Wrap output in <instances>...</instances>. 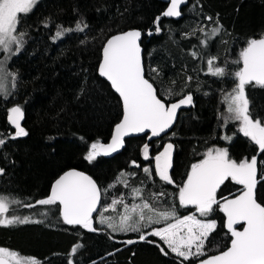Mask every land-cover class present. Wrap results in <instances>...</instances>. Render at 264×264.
<instances>
[{
  "label": "trees",
  "instance_id": "1",
  "mask_svg": "<svg viewBox=\"0 0 264 264\" xmlns=\"http://www.w3.org/2000/svg\"><path fill=\"white\" fill-rule=\"evenodd\" d=\"M165 7L159 0H38L29 13L19 14L17 31L25 33L24 43L8 66L14 89L8 99L0 98V139L5 140L0 145V195L20 201L12 206L16 215L32 214V220L40 222L0 226V247L36 264H196L227 249L231 238L218 208L206 217L217 227L205 241V255L183 261L158 237L139 240L138 234L113 235L95 224L96 231L68 226L57 204L36 203L49 197L57 177L76 169L96 182L104 208L109 207L111 196L129 197L133 188H139L154 207L174 208L182 218L194 214V208L180 205L179 187L207 151L227 149L237 162L256 155L258 146L239 133L237 123L229 122L225 129L233 134L229 141L222 135V125L224 96L234 88V73L242 65L236 63L239 54L249 40L264 37V0H188L177 20L161 16ZM157 17L159 32L154 24ZM81 21L88 25L84 31L55 37L58 26L75 29ZM214 28L219 31L206 37ZM132 29L141 32L145 77L157 95L171 104L190 94L192 105L180 112L168 135L150 142L145 136L129 138L116 156L88 161L90 144H105L122 116L120 100L97 74L101 49L109 37ZM210 57L225 69L223 77L207 73ZM245 92L250 115L264 123V87L249 84ZM13 106L24 112L27 136L12 138L15 133L7 115ZM169 143L174 146L170 169L174 186L160 182L152 159L142 156L145 144L152 157ZM145 167L152 170L151 176L143 171ZM262 172L264 152L258 158L256 190L257 201L264 203ZM121 174H132L128 187L117 182ZM241 189L228 180L218 189L217 198L233 197ZM160 192L164 195H153ZM28 204L35 207L23 206ZM76 245L81 247L73 254Z\"/></svg>",
  "mask_w": 264,
  "mask_h": 264
},
{
  "label": "snow or ice",
  "instance_id": "2",
  "mask_svg": "<svg viewBox=\"0 0 264 264\" xmlns=\"http://www.w3.org/2000/svg\"><path fill=\"white\" fill-rule=\"evenodd\" d=\"M37 0H0V50L5 53L18 54L23 47V31L18 32L20 23L19 14L29 13ZM187 0H169V6L162 13L165 17H180L181 6ZM211 19V17H209ZM160 17L154 21L156 31H160ZM88 25L83 21L76 24L75 29L60 28L55 32V37L60 38L65 33L72 31H84ZM203 29H201L202 31ZM219 29L214 28V35ZM152 33L149 32V35ZM141 32L131 30L109 38L103 47L102 63L99 65V73L111 82L112 87L122 98L123 118L115 127L111 142L108 144L99 141L91 143L85 156L88 161H93L97 156L109 155L123 146L124 137L132 133L149 132L151 137L160 136L174 123L177 110L181 106L192 105V96H183L179 101L166 104L157 95L153 84L145 78L141 57L139 40ZM205 46L207 42L205 41ZM15 46V47H13ZM193 55H196L193 52ZM236 63H242V67L234 73L236 84L234 88L224 96L227 105L226 120L240 122V131L245 137L250 138L260 152H264V123L260 119H253L249 112V100L245 92V86L255 84L264 87V38H254L247 42V46L240 52ZM207 73L223 77L225 69L216 65V58L210 57L206 61ZM155 71V70H154ZM9 77L14 80V74L8 72L4 61L0 60V95L7 96ZM191 79V77H189ZM24 113L19 106L11 108L9 116L11 124L15 127V137L27 136L28 132L21 126L20 121ZM229 139V137H225ZM5 143L0 139V145ZM173 144H167L163 151L154 157L150 156L149 146H143L144 159H154L155 173L161 181L167 184L174 183L170 175ZM135 164V162H133ZM139 167V165H135ZM258 160L255 156L244 158L237 162L229 157L227 149H212L205 153V158L191 166L186 182L179 187L178 200L183 207H192L199 217H208L216 208L226 216L228 232L231 234L230 246L217 255L201 260L200 264H264V203L256 198L258 182ZM149 176L152 170L143 169ZM3 169H0V175ZM122 177L124 174H121ZM260 179L264 180V172ZM234 181L242 186V190L234 198H217L218 189L226 181ZM121 183L128 187L127 181L121 179ZM134 197L141 199V204L133 205L130 209L123 199L112 202L113 210L118 204L125 208V214L119 217L118 222L101 217L100 222L106 223L113 232H141V226L147 221L148 225L165 224L162 228L154 229L147 235L157 236L167 248L175 253L183 261L192 257L205 255L204 244L207 237L216 229L214 221H206L195 214L179 218L175 209L157 210L148 200H145L142 189L133 188ZM163 196L164 193L153 194ZM101 189L87 175L70 170L60 176L54 183L51 194L46 199L36 203L39 205H62V218L68 225H79L89 231H96L93 227V213L100 204ZM20 201L9 199L0 195V226H12L16 224L39 223L27 216L16 215L13 204ZM35 207V205H23ZM10 209L12 215H9ZM108 209L105 208V211ZM145 210L153 215H146ZM135 216V218H134ZM169 220L174 222L168 223ZM244 225L238 230L236 225ZM141 239H146L141 235ZM128 240L126 243H134ZM81 245H76L71 252L76 253ZM164 252V249L161 248ZM168 255V252H164ZM0 264H36V261L28 257H20L14 251L0 247Z\"/></svg>",
  "mask_w": 264,
  "mask_h": 264
},
{
  "label": "rangeland",
  "instance_id": "3",
  "mask_svg": "<svg viewBox=\"0 0 264 264\" xmlns=\"http://www.w3.org/2000/svg\"><path fill=\"white\" fill-rule=\"evenodd\" d=\"M37 1H38V0H37ZM13 47H15V46H13ZM19 52H20V50H19ZM18 54H19V53H18ZM18 54L5 53L4 51L0 50V60H3V61H4V66H5V68H6V70H7L8 72H9L8 66H9L10 62H11L12 59L15 58ZM13 89H14V80H13L12 77H9V81H8V93H9V94H7L6 97H5L4 95H0V98L8 99V98L11 96V94H12V92H13ZM225 111H226V115L224 116V122H223V125H222V129H223L224 132H223L222 135H223L224 138H225V137H229V139H225V140L229 141V140L231 139V137L233 136L232 133H231V135H228V134L225 132V129H226L227 125L229 124V122H230V123H237V125H236L237 130L239 131V133H241V134H243V133L240 131V122H239V121H235V120H226V117L229 115V114L227 113V105H226V104H225ZM149 150H150V148H149ZM142 156H143V152H142ZM152 157H154V156H152ZM143 159H144V157H143ZM144 160H146V159H144ZM147 160H149V159H147ZM152 161H153V162H152V165L154 166V167H153V170H154V172H155V163H154V159H152ZM148 168H149V167H148ZM131 176H132V174H131L130 176L124 175L123 177L121 176L119 180H120V181H121V179L126 180L128 186H129V180H130L129 178H130ZM156 176H157V175H156ZM157 177H158V176H157ZM158 179H159V177H158ZM159 180H160V179H159ZM120 181H117V182L120 183L122 186H124V184L121 183ZM160 182L165 183L164 181H161V180H160ZM124 187H125V186H124ZM142 194H143V193H142ZM143 197H144V199L146 200L144 194H143ZM121 198H122L123 201L129 206V213H128V214H132V213L130 212V209H131V207H132L133 205L141 204V203L143 202L141 199L134 197L133 193H131V195H129V197L127 196V194H125V195L121 194V195H119V196H117V197H113V196H111V197H110V200H109V207L107 208L108 210L105 211L104 206H101V208H100L98 214L96 215V217H95L94 220H93V226H94V224H95L99 229L107 230V231L111 232L113 235L138 234V235H139V240H143V239H141V235H142V234L145 235L146 238H147L148 236H150V235H147V233L153 231L154 229L162 228V227L166 226V225L163 224V223H162V224H152V225H148V224H147V221H145L144 224L141 226V232H134V231H128V232H113V230H112L111 228H109V227L107 226L106 223H101L100 220H101V217H104L105 219H109V220H111V221H113V222H118L119 217L122 216V215H124L126 210H125V208H124V206H123L122 204H118V205H116V206H115V210H113L112 202H113L114 200L121 199ZM154 205H156V204H154ZM12 206H14V205H12ZM155 208H156L157 210H162V209H159V208H157V207H155ZM145 212H146V215H153V213H150V212H148L147 210H145ZM194 214L197 215L198 218H200V219H204V220H206V221H212V220H208V219H206L205 217H199V213H197V212L195 211V209H194ZM9 215H10V214H9ZM30 216H31L30 218L32 219V214H30ZM176 216H177V214H176ZM177 217H178V216H177ZM134 218H135V216H134ZM182 218H183V217H182ZM172 222H174V221H172V220H169V221H168V223H172ZM155 237H157V236H155ZM158 238H159V237H158ZM159 239H160V238H159ZM161 242L163 243V245L165 246V248H166L170 253H172L171 250L167 248V245H166L163 241H161ZM172 254L175 255V253H172ZM179 258H180V257H179ZM181 259H182V258H181ZM70 264H72V263H70Z\"/></svg>",
  "mask_w": 264,
  "mask_h": 264
},
{
  "label": "water",
  "instance_id": "4",
  "mask_svg": "<svg viewBox=\"0 0 264 264\" xmlns=\"http://www.w3.org/2000/svg\"><path fill=\"white\" fill-rule=\"evenodd\" d=\"M159 1L162 2V3H164V4L166 5V7H165V9H164V11H165L166 8L169 6V0H159ZM187 5H188V0H187V3H186V4H184V5L181 6V11H182V9H183L184 7H186ZM164 11H163V12H164ZM163 12H162V13H163ZM161 16L164 17V18H166V19H168V20H177V19L179 18V17H178V18H177V17H165V16H163L162 14H161ZM132 30H137V29H132ZM127 31H131V30H126V31L120 32V33H118V34H122V33L127 32ZM118 34H115V35H118ZM113 36H114V35H113ZM111 37H112V36H111ZM111 37H109V38H111ZM109 38H108V39H109ZM261 38H264V37H261ZM108 39H107V40H108ZM107 40H106V41H107ZM106 41L104 42L103 47L105 46ZM140 42H141V37H140V40H139V44H140ZM103 47H102V49H101L100 61H99L98 67H97V74H98V76H99L102 80H104V81L109 85V87H110V89L112 90V92H113V93L118 97V99L120 100L121 107H122V116H121V119H120V121L114 126V128H113V130H112V134H111L110 139L105 143V144H108V143L111 142V138H112V136H113V134H114L115 127H116V126L122 121V118H123V104H122V98L119 96V94H118V93L115 91V89L112 87L111 82L108 81L106 77L101 76L100 73H99V65L102 63V58H103V53H102ZM140 47H141V44H140ZM141 57H142V63H143V68H144V62H143V49H142V47H141ZM241 67H242V65H241ZM144 74H145V71H144ZM145 78H146V77H145ZM149 82H150V81H149ZM150 83H151V82H150ZM154 88H155V87H154ZM178 101H179V100H178ZM175 102H177V101H175ZM172 103H174V102H172ZM188 106H189V105H187V106H181V107L177 110L176 118H175L174 123L172 124V126H171L166 132L162 133L160 136H157V137H151V138L149 139V136H150V133H149V132H143V133H132V134H130V135H128V136H125V137H124V140L129 139V138H137V137H143V136H145L147 142H150V141L158 140V139H160V138H162V137L168 135V134L173 130V128L175 127V124H176V122H177V119H178V116H179L180 112H181L182 110H184L185 108H187ZM13 107H16V106H13ZM11 108H12V107H11ZM11 108H10V110H9V112H8V115H7V123L9 124L10 128H11V129L14 131V133H15L16 129H15V127L11 124L10 119H9V116L11 115ZM22 111H23V110H22ZM23 113H24V112H23ZM23 121H24V116H23V119L20 121L22 127H23ZM123 145H124V143H123ZM122 149H123V146H122L121 148H119L117 151L112 152V153L109 154V155H100V156L103 157V158H112V157L116 156L117 154H119V153L122 151ZM261 153H262V152H260L259 149H258V151H257V153H256V155H255V157L257 158V160H258V158H259V156H260ZM257 167H258V166H257ZM70 170H75V171H78V172L83 173L84 175H87L86 173H84V172H82V171H79V170H76V169H70ZM70 170H67V171H70ZM67 171H65L64 173H62L60 176H62L63 174H65ZM60 176H59V177H60ZM87 176H89V175H87ZM59 177H57L56 180H57ZM89 177H90V176H89ZM90 178H91V177H90ZM91 179H92V178H91ZM186 179H187V178H186ZM56 180H55V181H56ZM92 180H93V179H92ZM55 181L52 183V185H51V187H50L49 196H50V194H51V189H52V187H53ZM93 181H94V180H93ZM94 182H95V181H94ZM185 182H186V180H185ZM185 182H184V183H185ZM95 183H96V182H95ZM257 185H258V184H257ZM240 186H241V185H240ZM97 187H98V185H97ZM98 188H99V187H98ZM241 188H242V186H241ZM241 190H242V189H241ZM241 190H240V191H241ZM256 190H257V187H256ZM240 191H239L236 195H238V194L240 193ZM230 198H234V196H233V197H230ZM101 202H102V196L100 197V204L98 205L96 212L93 213V218H95L96 215L98 214V212H99V210H100V208H101ZM57 205H58V207H59V212H60V215H61V218H62V205H59V203H57ZM221 213H222L223 216H224V229H225V231L229 234V236H230V238H231V234L228 232L227 228L225 227V224H226V216H225V214H224L222 211H221ZM62 220H63V218H62ZM63 222H64V221H63ZM65 224H66V223H65ZM66 225H68V224H66ZM68 226H79V225H68ZM243 226H244V225H242V224H241V225H236V228H237L238 230H242ZM81 227H82V226H81ZM230 240H231V239H230ZM229 246H230V242H229ZM224 251H225V250H224ZM217 254H219V253H217ZM217 254H214V255H217ZM210 256H213V255H210ZM210 256L204 257V258H202L201 260L207 259V258L210 257ZM201 260H199L196 264H200V261H201Z\"/></svg>",
  "mask_w": 264,
  "mask_h": 264
},
{
  "label": "flooded vegetation",
  "instance_id": "5",
  "mask_svg": "<svg viewBox=\"0 0 264 264\" xmlns=\"http://www.w3.org/2000/svg\"><path fill=\"white\" fill-rule=\"evenodd\" d=\"M160 152H162V151H159L157 154H159ZM170 185L174 186V184H173V183H172V184H170Z\"/></svg>",
  "mask_w": 264,
  "mask_h": 264
}]
</instances>
